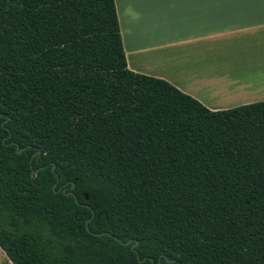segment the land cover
Masks as SVG:
<instances>
[{
	"label": "trees",
	"instance_id": "1",
	"mask_svg": "<svg viewBox=\"0 0 264 264\" xmlns=\"http://www.w3.org/2000/svg\"><path fill=\"white\" fill-rule=\"evenodd\" d=\"M0 247L264 264V100L210 109L130 70L115 0H0Z\"/></svg>",
	"mask_w": 264,
	"mask_h": 264
},
{
	"label": "crops",
	"instance_id": "2",
	"mask_svg": "<svg viewBox=\"0 0 264 264\" xmlns=\"http://www.w3.org/2000/svg\"><path fill=\"white\" fill-rule=\"evenodd\" d=\"M127 67L210 109L264 100V0H115ZM0 264H12L0 247Z\"/></svg>",
	"mask_w": 264,
	"mask_h": 264
},
{
	"label": "water",
	"instance_id": "3",
	"mask_svg": "<svg viewBox=\"0 0 264 264\" xmlns=\"http://www.w3.org/2000/svg\"><path fill=\"white\" fill-rule=\"evenodd\" d=\"M16 146H17V145H16ZM73 185H74V184L72 183V186H73ZM54 186H55V185H53V187H54ZM63 191H65V189H63ZM67 193H71V192L69 191V192H67ZM88 220H89V219H87L86 222H85V223H86V226H87V222H88ZM99 234H100V233H99ZM129 242H130V240H127V241L125 242V244H128ZM137 244H138V241H135L131 246L134 247V245H137ZM171 260H173V259H171Z\"/></svg>",
	"mask_w": 264,
	"mask_h": 264
},
{
	"label": "flooded vegetation",
	"instance_id": "4",
	"mask_svg": "<svg viewBox=\"0 0 264 264\" xmlns=\"http://www.w3.org/2000/svg\"><path fill=\"white\" fill-rule=\"evenodd\" d=\"M64 189V188H63Z\"/></svg>",
	"mask_w": 264,
	"mask_h": 264
}]
</instances>
